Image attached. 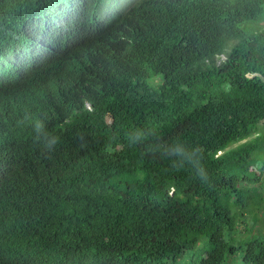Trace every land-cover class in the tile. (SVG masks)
Instances as JSON below:
<instances>
[{"label":"trees","instance_id":"obj_1","mask_svg":"<svg viewBox=\"0 0 264 264\" xmlns=\"http://www.w3.org/2000/svg\"><path fill=\"white\" fill-rule=\"evenodd\" d=\"M260 125L264 0H0V264H264Z\"/></svg>","mask_w":264,"mask_h":264},{"label":"clouds","instance_id":"obj_2","mask_svg":"<svg viewBox=\"0 0 264 264\" xmlns=\"http://www.w3.org/2000/svg\"><path fill=\"white\" fill-rule=\"evenodd\" d=\"M31 127L34 142L39 143L47 151H53L55 146L60 142L58 136L46 130V125L42 120L35 119L31 121ZM153 135L151 132H148V134L141 132L138 135L130 136V144L143 143ZM171 145V151L165 152L163 155L165 157L174 156L180 160L179 164L173 161L171 166L176 170H180L187 165L192 168L198 178L206 180L207 172L203 166L201 154L194 150L188 151V146L178 138Z\"/></svg>","mask_w":264,"mask_h":264},{"label":"rangeland","instance_id":"obj_3","mask_svg":"<svg viewBox=\"0 0 264 264\" xmlns=\"http://www.w3.org/2000/svg\"><path fill=\"white\" fill-rule=\"evenodd\" d=\"M130 1L136 2V0H128V3ZM222 60L225 59V57L221 58ZM263 124V123H262ZM261 124V125H262ZM262 129H260L259 133L264 134V125L261 126ZM236 145H234L235 147ZM262 180L264 181V173L262 174ZM263 188H264V183H263ZM245 224L241 225L238 231V237L239 238H244L245 235L251 234L249 231H245V227L249 228L252 230V233H256L259 231H262L264 229V207H260V210L255 214L254 212L248 211L245 213Z\"/></svg>","mask_w":264,"mask_h":264},{"label":"water","instance_id":"obj_4","mask_svg":"<svg viewBox=\"0 0 264 264\" xmlns=\"http://www.w3.org/2000/svg\"><path fill=\"white\" fill-rule=\"evenodd\" d=\"M109 123L112 124L113 123V119L109 120Z\"/></svg>","mask_w":264,"mask_h":264}]
</instances>
